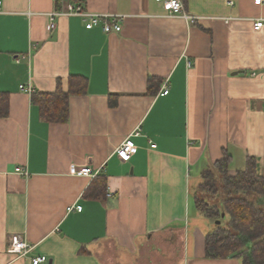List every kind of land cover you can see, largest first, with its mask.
Here are the masks:
<instances>
[{
	"label": "crops",
	"instance_id": "1",
	"mask_svg": "<svg viewBox=\"0 0 264 264\" xmlns=\"http://www.w3.org/2000/svg\"><path fill=\"white\" fill-rule=\"evenodd\" d=\"M0 1V264H241L206 255L216 222L194 197L225 156L229 176L249 158L264 173V2L180 0V14L164 0H68L121 18L104 32L60 14L67 1ZM57 87L67 115L49 121L32 93Z\"/></svg>",
	"mask_w": 264,
	"mask_h": 264
},
{
	"label": "trees",
	"instance_id": "2",
	"mask_svg": "<svg viewBox=\"0 0 264 264\" xmlns=\"http://www.w3.org/2000/svg\"><path fill=\"white\" fill-rule=\"evenodd\" d=\"M85 84V79H81L78 91H83ZM69 92H63L60 87L52 93L34 92L32 102L38 104L44 119L64 121ZM3 102L5 97L0 96L2 115L5 114ZM228 164V157L225 156L216 161L212 169L202 172V181L205 183L200 186L206 194L194 197L198 212L216 222L214 228L205 235L206 255L212 258L233 255L241 259V264H264V173L258 172L253 158H249L246 168L234 176L228 175ZM218 179L222 180L220 183H223L224 188L218 187ZM219 192L222 195L219 203L210 204L207 197L212 199ZM225 216L228 222L223 226L221 220Z\"/></svg>",
	"mask_w": 264,
	"mask_h": 264
},
{
	"label": "built area",
	"instance_id": "3",
	"mask_svg": "<svg viewBox=\"0 0 264 264\" xmlns=\"http://www.w3.org/2000/svg\"><path fill=\"white\" fill-rule=\"evenodd\" d=\"M63 1H67V6L65 12L60 14H66V15L73 14V15L81 16L83 20L86 22L85 27L87 29L93 28L95 26H101L104 32L120 30V25H119V21L121 20L120 17L116 15L91 13L88 11H84L83 8L78 4L69 2L68 0H63ZM262 2H264V0H254L255 4H260ZM163 5L168 11L172 13L184 14L183 6L180 0H164ZM0 7H1V1H0ZM54 15L55 14L53 13L50 14L49 24H48L49 30H53L55 28ZM263 25H264V20H257L253 24L255 30H259L260 28H262ZM188 66H190L189 62H188ZM20 88L28 93L32 92V90L29 87L24 88V86H20ZM168 91H169L168 87L164 86L162 90L159 92V94L166 95ZM137 134L138 132L134 131L131 135L127 136L116 148V154L120 160L127 161L132 156L135 149V143L132 140V136ZM152 147H155V144H152ZM71 173L90 177V178H94L98 174L97 171H93L89 166H82L79 168L72 166ZM76 208L78 210L81 209L80 206H77ZM29 249H30L29 245L26 244L24 241H22L20 238H18L14 242V245L12 247V251L17 256H22L26 254ZM44 261H46L45 256H37L32 259V264H40L41 262Z\"/></svg>",
	"mask_w": 264,
	"mask_h": 264
},
{
	"label": "rangeland",
	"instance_id": "4",
	"mask_svg": "<svg viewBox=\"0 0 264 264\" xmlns=\"http://www.w3.org/2000/svg\"><path fill=\"white\" fill-rule=\"evenodd\" d=\"M202 182H203V183H202ZM220 182H222V180H221V179H218V180H217L218 187H219V188H224V187H223V183H220ZM204 183H205V181H201L200 185H201V184L204 185ZM205 194H206V191H205L201 186H199V191H198L197 197L204 196ZM208 198H210V197H207V200H208V202H209L210 204H216V203L218 204V203H219V202H218L219 199H221L220 197L218 198V196H217V198H214L213 200H211V198H210V199H208ZM221 224H222V225H225V221L222 220Z\"/></svg>",
	"mask_w": 264,
	"mask_h": 264
}]
</instances>
